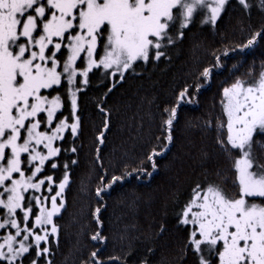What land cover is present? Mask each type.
<instances>
[{
  "label": "trees",
  "instance_id": "trees-1",
  "mask_svg": "<svg viewBox=\"0 0 264 264\" xmlns=\"http://www.w3.org/2000/svg\"><path fill=\"white\" fill-rule=\"evenodd\" d=\"M248 2L250 7L245 9L239 0H227L214 24L204 22L210 15L199 8L187 27H181L183 17H179L169 29L174 42L153 50L147 63L137 61L123 72L122 79L119 72L109 75L115 70L103 68H93L88 73L87 84H81L83 78L77 75L73 87L83 88L76 93L78 133L73 136L68 129L63 139L56 140L55 147L61 149L59 155L46 161L37 176L39 179L51 175L58 183L65 172L68 174L64 207L53 217L58 231L41 242L39 248L30 236L24 243L33 247L16 259L15 264H33V261L35 264H96L93 252L102 264H200L201 255L217 264L215 255L206 248L203 253L194 251L189 239L197 226L184 225L181 218L198 184L202 189L219 184L230 193L236 191L232 165L238 152L232 150L230 156L217 143L216 124L218 119H226L221 104L223 89L238 78L251 82L264 71V4L261 0ZM257 32L262 35L255 38L252 46L240 47ZM97 51L103 55L102 48ZM155 51H163L165 55L155 60L152 58ZM224 52L228 54L223 55ZM67 55L68 49L62 46L57 53L61 63ZM76 66L84 69L86 60L78 59ZM206 68L211 69L208 79L201 76ZM197 84L204 86L196 91ZM186 85L194 86L189 89L194 102L181 103L177 109L172 142L163 155L154 157L156 170L153 171L147 157L154 148L160 151L159 145L165 142L162 121L168 113L164 110L176 105L178 94ZM69 87L64 81L59 87L43 91L61 96L62 107L56 116L67 117L72 123ZM101 108L108 114L103 144L97 140L105 122ZM257 155L264 163V150L257 148ZM53 161L57 163L55 169L51 167ZM139 167L152 175L134 173L133 169ZM31 171V168L26 170ZM125 171L132 176L105 188L97 196L99 188ZM30 194L40 197L52 193L44 188L39 194L29 190L24 194L26 201ZM32 203L35 214L38 206L35 200ZM5 213L6 209H0L1 222ZM17 219L19 222L22 219L19 210ZM33 221L30 214L26 226L31 227ZM40 231V227L34 229L36 234ZM14 232L10 226L2 228L0 241ZM96 232L104 239L94 241L92 236ZM45 247L48 251L41 252Z\"/></svg>",
  "mask_w": 264,
  "mask_h": 264
},
{
  "label": "snow or ice",
  "instance_id": "snow-or-ice-1",
  "mask_svg": "<svg viewBox=\"0 0 264 264\" xmlns=\"http://www.w3.org/2000/svg\"><path fill=\"white\" fill-rule=\"evenodd\" d=\"M226 3L227 0H0V209H6L0 228L16 229L14 234L3 238L0 261L15 264L16 259L33 247L24 243L30 236H34V246L39 248L42 241L46 242L49 235L58 231L53 217L64 207L68 174L65 172L58 183L51 175L39 179L37 176L45 162L61 151L59 146L53 147V142L63 139L65 130L70 129L73 136L78 133L76 93L83 88L73 87L77 84V75L83 78L81 84H87L88 73L93 68L115 69L109 75L119 72L122 79L123 72L137 61L147 63L153 50L174 42L169 29L179 17H183L181 27H187L199 8L211 12L204 22L214 24ZM239 4L245 9L250 7L248 0H239ZM261 35L262 32L255 33L240 47L252 46ZM62 46L68 49L63 63L57 56ZM98 48H102L103 55L98 53ZM164 55L163 51H155L152 58L159 60ZM82 58L86 60V67L78 69L76 62ZM58 68L61 70L57 71ZM201 76L210 78L211 69L206 68ZM64 81L70 86L72 123L67 117L56 116L62 107L61 96L43 91L59 87ZM203 86L195 85L196 91ZM192 87L186 85L178 94L176 105L164 110L168 113L162 121L165 142L159 145L160 151L154 148L147 157L153 171L156 170L154 157L163 155L172 142L177 109L181 103L194 102L195 97L189 93ZM223 98L226 119H218L216 124L217 143L230 156L232 150L238 152L232 165L235 174L232 184L236 191L230 193L219 184L202 189L198 184L185 205L181 223L198 226L192 230L189 243L197 253H203L205 248L213 253L217 264H264V163L257 155V148L264 150V71L251 82L236 79L223 89ZM100 111L105 112V122L97 140L103 144L108 114L103 108ZM42 113L46 115L41 116ZM40 146L47 149L46 154L38 150ZM51 167L55 169L57 163L53 161ZM27 168L32 171L26 176ZM133 172L152 175L143 167ZM131 176L127 171L122 176H114L110 183L97 190V196L105 188ZM42 186L52 194L40 197L30 194L26 201L24 194L29 189L39 192ZM33 200L39 206L35 214ZM46 201L50 206L45 205ZM17 210L23 214L20 222L16 218ZM99 211L98 208L96 212ZM30 214L34 217L33 225L23 226ZM46 225L52 226L50 233ZM36 227L42 228L45 234H36ZM22 232L26 234L21 235ZM92 239L104 237L96 232ZM40 251L47 252L48 248ZM92 256L96 264H102L96 252ZM200 264L212 262L201 255Z\"/></svg>",
  "mask_w": 264,
  "mask_h": 264
},
{
  "label": "rangeland",
  "instance_id": "rangeland-1",
  "mask_svg": "<svg viewBox=\"0 0 264 264\" xmlns=\"http://www.w3.org/2000/svg\"><path fill=\"white\" fill-rule=\"evenodd\" d=\"M207 12L209 13V15H211V12L209 11V10H207ZM55 39V38H54ZM77 63V62H76ZM113 70H115V69H113ZM58 71V70H57ZM71 95V94H70ZM66 132V130L62 133V135L64 134ZM60 140V139H59ZM55 142H56V140L53 142V147H55ZM38 150H43V152L46 154L47 153V149H43V147L42 146H40V149H38ZM46 163V162H45ZM31 174V172H25V175L27 176V175H30ZM14 175H16V174H14ZM33 182H36L35 180L33 181ZM42 188H43V186H42ZM42 188H41V190H42ZM29 190H32V189H29ZM38 194L40 193V191L39 192H37ZM7 195V193L5 194V196ZM46 196V195H45ZM36 204V203H35ZM45 205L46 206H50V205H48V202L46 201L45 202ZM38 206V205H37ZM38 211H39V206H38V208H37V213H38ZM22 216H23V214H22ZM17 218V217H16ZM29 218H30V216H29ZM29 220V219H28ZM1 222V221H0ZM18 222H19V220H18ZM26 223H27V221L24 223V225L23 226H26ZM33 223H34V221H33ZM46 229H47V231L48 232H51V225H46V226H44ZM198 227V226H197ZM38 228V227H37ZM1 229L2 228H0V231H1ZM41 229V231H40V235H44L45 233H44V231L42 230V228H40ZM15 231H16V229H15ZM15 233V232H14ZM26 234V233H25ZM24 234V235H25ZM9 235H12V234H7V235H5V237H7V236H9ZM32 238H33V240H34V236H31ZM3 239V238H2ZM34 242H35V240H34ZM43 242V241H42ZM2 243H4V239L3 240H1L0 241V244H2ZM14 247H18V244L17 245H14ZM4 251L5 252H7V249L5 248L4 249Z\"/></svg>",
  "mask_w": 264,
  "mask_h": 264
}]
</instances>
